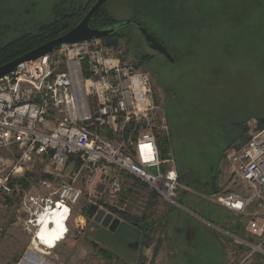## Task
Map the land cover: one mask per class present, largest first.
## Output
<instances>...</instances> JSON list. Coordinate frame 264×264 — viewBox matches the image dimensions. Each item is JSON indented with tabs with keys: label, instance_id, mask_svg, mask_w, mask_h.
Listing matches in <instances>:
<instances>
[{
	"label": "rangeland",
	"instance_id": "rangeland-1",
	"mask_svg": "<svg viewBox=\"0 0 264 264\" xmlns=\"http://www.w3.org/2000/svg\"><path fill=\"white\" fill-rule=\"evenodd\" d=\"M96 1L0 0V48L38 33L53 21L61 2L90 9ZM103 10L116 26L141 23L176 58L173 63L153 51L133 25L109 47L122 50L135 70L153 79L168 126L169 152L182 180L181 208L154 201L143 183L127 176L121 193L110 197L109 185L100 180L91 185L87 172L75 178L77 164L70 162L57 172L47 158H39L11 179L21 191L7 198L0 212V264H223L227 247L231 257L238 252L264 264V256L242 245L243 239H252L247 229L252 215L264 213V206L254 202L239 214L211 202L228 193H249L228 156L264 127L259 124L264 119V0H108ZM18 156L16 150L0 152V171L7 175ZM75 179L84 194L72 208L66 238L53 250L35 248L22 199L47 197ZM92 206L120 219L118 230L112 233L97 223L90 215ZM126 215L155 223L150 231H141ZM229 221L245 238L230 232ZM185 222L190 230L178 235L176 228ZM186 234L192 235L191 242ZM135 242L137 249L129 248Z\"/></svg>",
	"mask_w": 264,
	"mask_h": 264
},
{
	"label": "built area",
	"instance_id": "built-area-1",
	"mask_svg": "<svg viewBox=\"0 0 264 264\" xmlns=\"http://www.w3.org/2000/svg\"><path fill=\"white\" fill-rule=\"evenodd\" d=\"M163 134L168 136V126L153 79L135 70L122 50L89 40L61 45L36 61L21 63L0 79V152L19 153L7 175L0 171V212L7 198L21 191L11 179L39 158H47L57 172L70 162L77 164L75 178L87 172L91 185L97 180L109 185L110 197L121 193L127 176L173 208H181L179 174L172 153L164 155ZM228 161L249 193H228L211 202L239 214L254 202L264 206V127ZM83 194L75 179L47 197L22 199L35 248H56L41 244L40 225L67 207L71 211L67 226ZM247 229L252 241L243 239L242 245L264 256V213L254 212ZM2 234L0 224V239ZM67 234L68 230L57 245Z\"/></svg>",
	"mask_w": 264,
	"mask_h": 264
},
{
	"label": "water",
	"instance_id": "water-1",
	"mask_svg": "<svg viewBox=\"0 0 264 264\" xmlns=\"http://www.w3.org/2000/svg\"><path fill=\"white\" fill-rule=\"evenodd\" d=\"M107 2L108 0H97V2L92 6L87 15L83 18V20L71 31L57 39L41 45L40 47L24 54L20 58H17L1 66L0 79L12 73L15 68L21 63L36 61L39 58L52 53L55 48L60 47L64 44H74L89 40L104 39L107 47H114L118 44V40L111 37L115 36L119 31L123 30L126 27H129L130 25L135 26L139 30V32L143 35L147 44L153 51L163 55L170 62H176V59L172 57L167 48L163 44L159 43L151 35V33H149V31L137 21L122 22L118 26L115 25L107 29H94L90 27V21ZM90 213L92 216H94V219L97 223H100L103 228L108 229L112 233L116 232L121 225L120 219L114 218L112 214H107L104 210H99L96 206H92L90 208ZM138 245L139 243L135 242L134 244H129V248H133L134 250H136Z\"/></svg>",
	"mask_w": 264,
	"mask_h": 264
},
{
	"label": "trees",
	"instance_id": "trees-1",
	"mask_svg": "<svg viewBox=\"0 0 264 264\" xmlns=\"http://www.w3.org/2000/svg\"><path fill=\"white\" fill-rule=\"evenodd\" d=\"M103 7L90 21V27L94 29H107L117 25V23H115L111 19V17L103 10ZM90 9L88 8V6L79 8L67 7L66 2H61L54 8L53 21L40 27L38 33L25 35L13 41L12 43L0 48V67L17 58H20L24 54L40 47L41 45L49 41L65 35L83 20ZM118 35L119 34H116L113 37L117 38ZM259 124L260 126H264V119H259ZM161 138L162 139H160V142L163 145V152L165 155L170 151V147L168 145V137L166 135H163ZM179 182H182L180 176ZM152 196L154 197L155 201L157 198L156 195L152 193ZM125 217L141 231H150L155 223V220L147 218L146 216H143L142 218H134L130 215H126ZM240 235L242 238H245L244 233L241 231ZM108 257L113 259L114 255L108 253Z\"/></svg>",
	"mask_w": 264,
	"mask_h": 264
},
{
	"label": "bare ground",
	"instance_id": "bare-ground-1",
	"mask_svg": "<svg viewBox=\"0 0 264 264\" xmlns=\"http://www.w3.org/2000/svg\"><path fill=\"white\" fill-rule=\"evenodd\" d=\"M70 209L67 207H63L62 210H58L49 219H45L41 226V230L39 232V240L41 244H45L46 246L56 247L59 239L62 238V235L67 232L66 223L68 221V217L70 215ZM40 244V246H41Z\"/></svg>",
	"mask_w": 264,
	"mask_h": 264
},
{
	"label": "crops",
	"instance_id": "crops-1",
	"mask_svg": "<svg viewBox=\"0 0 264 264\" xmlns=\"http://www.w3.org/2000/svg\"><path fill=\"white\" fill-rule=\"evenodd\" d=\"M227 223H230L229 224L230 225L229 227H230V230H231L230 232L233 233V234H235V235H237V236H240L241 237L240 230H238L239 229V226H237V224L234 225V223L232 221H229ZM230 255L231 254H229L228 247H227V249H226L225 262H223V264H232L233 261H236L238 259L239 260L237 261L238 262L237 264H258V261L257 260H255L253 262V260L249 259L250 257L239 256L238 252L235 253V257H231Z\"/></svg>",
	"mask_w": 264,
	"mask_h": 264
},
{
	"label": "flooded vegetation",
	"instance_id": "flooded-vegetation-1",
	"mask_svg": "<svg viewBox=\"0 0 264 264\" xmlns=\"http://www.w3.org/2000/svg\"><path fill=\"white\" fill-rule=\"evenodd\" d=\"M120 33V31L118 32V34ZM111 38H116V37H111ZM111 38H108V39H111ZM176 59V58H175ZM90 215H91V213H90ZM92 216V215H91ZM186 223V224H185ZM184 224H183V226L184 227H182L181 225H179V227H177L176 228V231L178 232V235H181L180 233H182V232H188L189 230H190V224H187V222H185ZM196 235V234H195ZM185 237H186V239L189 241V242H191V239H192V235H190V234H186L185 235Z\"/></svg>",
	"mask_w": 264,
	"mask_h": 264
}]
</instances>
